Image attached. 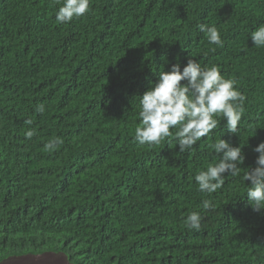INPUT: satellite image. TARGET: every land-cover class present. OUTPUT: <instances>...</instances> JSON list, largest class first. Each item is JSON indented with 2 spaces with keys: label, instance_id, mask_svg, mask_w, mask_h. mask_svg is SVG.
Here are the masks:
<instances>
[{
  "label": "trees",
  "instance_id": "trees-1",
  "mask_svg": "<svg viewBox=\"0 0 264 264\" xmlns=\"http://www.w3.org/2000/svg\"><path fill=\"white\" fill-rule=\"evenodd\" d=\"M59 7L0 0V259L264 264V209L252 210L242 180L264 141V47L250 40L264 25V0H89L84 16L63 24ZM202 23L222 45L209 43ZM189 58L236 81L246 97L237 133L218 115L184 153L175 129L158 145L139 144L140 96ZM56 137L63 143L47 151ZM220 138L242 147L240 174L200 192L194 177L218 163L210 145ZM205 199L214 207L203 209ZM192 212L199 231L186 226Z\"/></svg>",
  "mask_w": 264,
  "mask_h": 264
},
{
  "label": "clouds",
  "instance_id": "clouds-1",
  "mask_svg": "<svg viewBox=\"0 0 264 264\" xmlns=\"http://www.w3.org/2000/svg\"><path fill=\"white\" fill-rule=\"evenodd\" d=\"M60 5L55 19L63 24L80 18L89 11V0H56ZM200 32L207 34L209 43L222 45L220 33L214 26L199 24ZM252 44L264 47V25L250 33ZM184 83H181V82ZM236 81L225 79L216 65L202 67L196 60L189 58L181 69L179 63L171 65L169 71H159L154 83L139 99L140 126L135 128L134 139L141 145H158L167 137L173 135L170 129H175L176 147L180 153L193 148L202 137L217 127L218 120L214 117L222 115L226 131L236 134L241 120L243 103L246 97L236 87ZM43 104L35 107L37 113H43ZM32 124V120H26ZM34 129L25 132V137L31 139ZM63 143L56 137L49 140L44 148L54 151ZM210 147L220 159L216 164H209L205 171H200L194 179L200 192L213 193L224 184L225 175L237 177L240 174L239 165L245 160L241 146H233L228 140L220 138ZM258 155L255 167H250L242 180L249 182L246 197L253 211L264 209V141L252 148ZM211 201H202V208H213ZM202 217L198 212L190 213L186 218V226L199 231Z\"/></svg>",
  "mask_w": 264,
  "mask_h": 264
},
{
  "label": "rangeland",
  "instance_id": "rangeland-1",
  "mask_svg": "<svg viewBox=\"0 0 264 264\" xmlns=\"http://www.w3.org/2000/svg\"><path fill=\"white\" fill-rule=\"evenodd\" d=\"M0 264H76V262L75 259H72L71 263H69L60 253L47 252L42 255H21L1 258Z\"/></svg>",
  "mask_w": 264,
  "mask_h": 264
}]
</instances>
